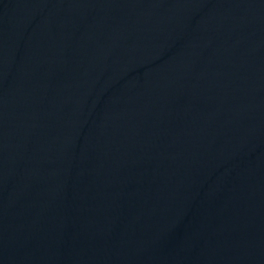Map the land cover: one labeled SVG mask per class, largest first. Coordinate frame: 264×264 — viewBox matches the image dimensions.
I'll list each match as a JSON object with an SVG mask.
<instances>
[{"label":"water","instance_id":"obj_1","mask_svg":"<svg viewBox=\"0 0 264 264\" xmlns=\"http://www.w3.org/2000/svg\"><path fill=\"white\" fill-rule=\"evenodd\" d=\"M0 264H264V0H0Z\"/></svg>","mask_w":264,"mask_h":264}]
</instances>
